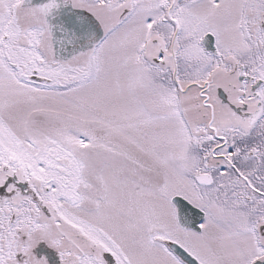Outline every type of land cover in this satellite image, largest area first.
Here are the masks:
<instances>
[{"label": "snow or ice", "instance_id": "6c2138e0", "mask_svg": "<svg viewBox=\"0 0 264 264\" xmlns=\"http://www.w3.org/2000/svg\"><path fill=\"white\" fill-rule=\"evenodd\" d=\"M0 264H264V0H0Z\"/></svg>", "mask_w": 264, "mask_h": 264}]
</instances>
